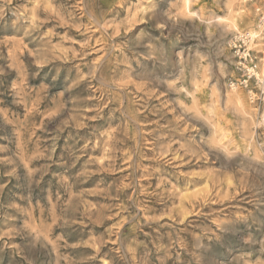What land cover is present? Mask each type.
<instances>
[{
    "label": "rangeland",
    "instance_id": "obj_1",
    "mask_svg": "<svg viewBox=\"0 0 264 264\" xmlns=\"http://www.w3.org/2000/svg\"><path fill=\"white\" fill-rule=\"evenodd\" d=\"M262 2L0 0V264H264Z\"/></svg>",
    "mask_w": 264,
    "mask_h": 264
},
{
    "label": "built area",
    "instance_id": "obj_2",
    "mask_svg": "<svg viewBox=\"0 0 264 264\" xmlns=\"http://www.w3.org/2000/svg\"><path fill=\"white\" fill-rule=\"evenodd\" d=\"M257 34L251 31L235 33L229 47L235 59L236 77L229 80L231 88L245 90L252 103L264 102V65L256 49L264 32V0L256 8Z\"/></svg>",
    "mask_w": 264,
    "mask_h": 264
},
{
    "label": "bare ground",
    "instance_id": "obj_3",
    "mask_svg": "<svg viewBox=\"0 0 264 264\" xmlns=\"http://www.w3.org/2000/svg\"><path fill=\"white\" fill-rule=\"evenodd\" d=\"M186 1V4H188V3H190V0H185ZM189 5V4H188ZM188 9V8H187ZM229 28H232V29H234V30H238L239 28H238V24H237V21L233 18L232 20H231V22H230V25H229ZM254 31V30H253ZM257 34V32H252V34ZM236 90V89H235ZM231 98L234 100V101H236V102H238V103H242V97H241V95H239L237 92L235 93V94H233V95H231ZM263 121H264V116H263ZM215 130V129H214Z\"/></svg>",
    "mask_w": 264,
    "mask_h": 264
}]
</instances>
